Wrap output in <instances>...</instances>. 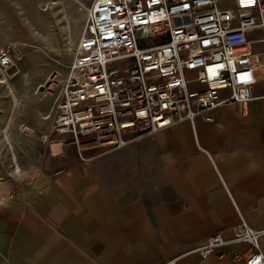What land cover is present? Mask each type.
I'll return each instance as SVG.
<instances>
[{"label":"crops","instance_id":"1","mask_svg":"<svg viewBox=\"0 0 264 264\" xmlns=\"http://www.w3.org/2000/svg\"><path fill=\"white\" fill-rule=\"evenodd\" d=\"M252 97L88 164L48 152L0 184V264H165L219 233L228 244L178 264H245L242 219L264 229V79Z\"/></svg>","mask_w":264,"mask_h":264},{"label":"built area","instance_id":"2","mask_svg":"<svg viewBox=\"0 0 264 264\" xmlns=\"http://www.w3.org/2000/svg\"><path fill=\"white\" fill-rule=\"evenodd\" d=\"M0 70L18 74L8 46ZM260 78L264 0H94L54 107L49 154L72 145L88 164L179 123L196 132L214 109L247 106ZM263 236L242 219L232 242L250 244L245 264H264ZM228 243L219 233L165 264Z\"/></svg>","mask_w":264,"mask_h":264},{"label":"rangeland","instance_id":"3","mask_svg":"<svg viewBox=\"0 0 264 264\" xmlns=\"http://www.w3.org/2000/svg\"><path fill=\"white\" fill-rule=\"evenodd\" d=\"M93 1L0 0V48L12 49L18 69L0 70V184L18 183L47 157L54 107Z\"/></svg>","mask_w":264,"mask_h":264}]
</instances>
